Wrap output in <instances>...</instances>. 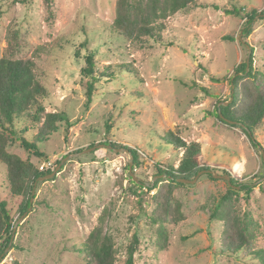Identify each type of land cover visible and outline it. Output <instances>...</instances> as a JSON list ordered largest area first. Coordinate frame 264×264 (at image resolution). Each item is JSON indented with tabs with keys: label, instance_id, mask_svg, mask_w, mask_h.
Listing matches in <instances>:
<instances>
[{
	"label": "rangeland",
	"instance_id": "374dc122",
	"mask_svg": "<svg viewBox=\"0 0 264 264\" xmlns=\"http://www.w3.org/2000/svg\"><path fill=\"white\" fill-rule=\"evenodd\" d=\"M116 2L53 0L47 8L44 0L0 1V57L11 31L20 30L27 46L16 57L34 62L38 79L48 88L46 110L66 112L74 122L68 131L62 123L40 144L43 158L18 143L10 147L41 171L52 173L62 163L55 175L37 182L27 213L19 214L20 199L10 201L18 224L4 262L85 264L75 248L108 205L113 213L107 228L120 259L137 232L141 245L135 264H257L246 253L222 251L223 223L210 213L219 193L227 190L225 178L202 173L195 183L174 188V202L185 218L167 225L169 240L163 250L157 249V224L148 213L162 184L153 188L161 178L157 167L178 163L180 153L163 139L165 131L173 130L201 144L202 162L216 168L213 173L225 175V170L236 180H252L250 199L246 202L241 195L240 207L256 221L253 247L264 248V124L257 131L261 148L256 149L240 127L215 116L218 102L231 96L229 78L240 63L252 55L254 67L264 72V15L256 17L247 47L240 39L245 19L213 6L242 5L264 14V0H199L206 6L168 17L164 41H151L148 47L114 30ZM91 50L97 69H114L115 79L100 77L87 106L82 68ZM126 62L142 80L133 72H118L116 66ZM130 148L138 150V165ZM4 172L0 163V197L10 199ZM132 181L142 182L143 188Z\"/></svg>",
	"mask_w": 264,
	"mask_h": 264
},
{
	"label": "trees",
	"instance_id": "16d2710c",
	"mask_svg": "<svg viewBox=\"0 0 264 264\" xmlns=\"http://www.w3.org/2000/svg\"><path fill=\"white\" fill-rule=\"evenodd\" d=\"M7 1V0H0ZM14 2L27 3L31 0H13ZM53 0H44L50 8ZM201 4L199 0H117L116 16L113 28L122 37L141 47H148L151 41L162 42L165 20L177 12L190 11ZM216 9H223L226 15H235L245 19L241 41L246 42L247 36L252 32V27L258 14L254 9L246 6L234 5L225 8L213 4ZM225 39H233L226 35ZM27 46L20 30L14 29L7 40L5 54L0 57V163L5 168L6 186L9 198L0 197V263L6 264L4 258L6 249L13 242L16 226L10 201L20 199L19 214L24 215L32 207L34 190L39 178L51 171H41L34 162L24 159L11 151L14 144L21 145L27 152L39 158L46 153L40 147L49 136L57 132L60 125L65 123L68 131L74 125L70 116L62 111H47L43 98L48 96V88L38 79L35 73V64L31 59L17 58L21 48ZM253 48V47H252ZM254 49V48H253ZM96 52L91 50L85 57V66L82 75L87 77V103L93 101L96 82L100 77L115 79V70L99 71L94 59ZM254 57L245 60L237 66L234 75L229 78L231 96L229 99L219 101L215 106V116L231 126L240 127L249 138L252 146L260 149L257 140V131L264 124V72L253 65ZM122 72H133L139 76L137 68L126 62L116 66ZM117 74V73H116ZM195 83V82H194ZM196 84V83H195ZM197 85V84H196ZM207 90V89H205ZM229 101L228 104H225ZM163 139L176 149L180 156L178 163L157 167L160 180L154 184L157 187L162 182L158 191L153 196L154 207L148 216L156 227L155 244L158 250H163L168 245V224L179 222L185 218L181 206L174 202L173 191L178 186L187 183L179 181L181 178L193 179L199 172L216 179L207 170L211 167L202 162V146L196 141H187L180 133L173 130L165 131ZM106 143H111L106 140ZM119 146L118 144H113ZM134 156V164H139L137 149L130 148ZM263 157V154L261 155ZM216 168H211V171ZM229 174L227 171H222ZM230 183L227 181V190L220 192L211 210L210 218L223 223L222 244L223 252L227 255L246 253L257 264H264V248H254L256 238V221L250 212L243 211L240 207V196L249 201L253 191L252 180H236L229 174ZM143 188V183L132 181ZM152 188V189H153ZM150 189V188H149ZM113 210L106 205L98 216L97 223L91 229L86 239L76 247L85 260V264H135L136 254L139 252L141 240L139 234L134 232L126 246V256L120 259L114 236L109 232L107 223L112 217ZM13 246L15 244L13 243Z\"/></svg>",
	"mask_w": 264,
	"mask_h": 264
},
{
	"label": "water",
	"instance_id": "95a60500",
	"mask_svg": "<svg viewBox=\"0 0 264 264\" xmlns=\"http://www.w3.org/2000/svg\"><path fill=\"white\" fill-rule=\"evenodd\" d=\"M241 38H242V37L240 36V39H241ZM248 60H249V56H248ZM228 102H229V101H226L225 104H228ZM263 156H264V152H263ZM61 163H62V162H61ZM61 163L59 164V166L56 168V170H55L54 172H52V173H50V174H48V175H46V176H42V177H40L39 180L43 179L44 177H52L53 175H55V174L57 173L58 169L60 168ZM207 171L210 172V173H212V174L214 175L215 178H225V179L230 183V179H231V177H230L229 174H225V175H223V174H217V173L215 174V173H213L211 170H207ZM203 172H205V171L199 172V173L196 175V177L193 178V179L181 178V179H179V181H181V182H185V183H195V182L198 180V177H199ZM36 184H37V182H36ZM34 192H35V190H34ZM32 201H33V198H32ZM17 224H18V221L16 222V226H15L14 234H15V231H16ZM14 234H13V236H14ZM12 239H13V237H12Z\"/></svg>",
	"mask_w": 264,
	"mask_h": 264
},
{
	"label": "built area",
	"instance_id": "2783aa9c",
	"mask_svg": "<svg viewBox=\"0 0 264 264\" xmlns=\"http://www.w3.org/2000/svg\"><path fill=\"white\" fill-rule=\"evenodd\" d=\"M44 167H41V169H43Z\"/></svg>",
	"mask_w": 264,
	"mask_h": 264
}]
</instances>
